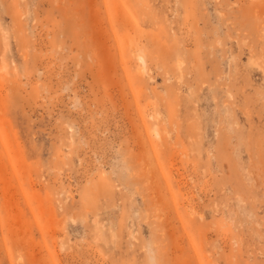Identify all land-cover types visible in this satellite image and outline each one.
<instances>
[{
  "label": "rangeland",
  "instance_id": "374dc122",
  "mask_svg": "<svg viewBox=\"0 0 264 264\" xmlns=\"http://www.w3.org/2000/svg\"><path fill=\"white\" fill-rule=\"evenodd\" d=\"M0 264H264V0H0Z\"/></svg>",
  "mask_w": 264,
  "mask_h": 264
},
{
  "label": "bare ground",
  "instance_id": "6f19581e",
  "mask_svg": "<svg viewBox=\"0 0 264 264\" xmlns=\"http://www.w3.org/2000/svg\"><path fill=\"white\" fill-rule=\"evenodd\" d=\"M137 58H138L139 62L142 64V67L144 68V65H145V57H144L142 54L138 53V57H137ZM149 179H150V180H149L150 183H151L152 181H154V180H153L154 178H152V177H150ZM151 179H152V181H151ZM147 181H148V180H147ZM151 184H152V183H151ZM151 184H150V185H151Z\"/></svg>",
  "mask_w": 264,
  "mask_h": 264
}]
</instances>
